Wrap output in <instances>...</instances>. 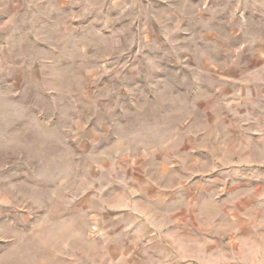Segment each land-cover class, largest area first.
Here are the masks:
<instances>
[{
	"label": "rangeland",
	"instance_id": "1",
	"mask_svg": "<svg viewBox=\"0 0 264 264\" xmlns=\"http://www.w3.org/2000/svg\"><path fill=\"white\" fill-rule=\"evenodd\" d=\"M0 264H264V0H0Z\"/></svg>",
	"mask_w": 264,
	"mask_h": 264
}]
</instances>
